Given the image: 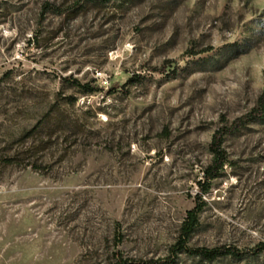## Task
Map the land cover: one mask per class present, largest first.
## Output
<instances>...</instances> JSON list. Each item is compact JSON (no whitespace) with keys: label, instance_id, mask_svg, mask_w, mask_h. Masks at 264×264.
<instances>
[{"label":"rangeland","instance_id":"obj_1","mask_svg":"<svg viewBox=\"0 0 264 264\" xmlns=\"http://www.w3.org/2000/svg\"><path fill=\"white\" fill-rule=\"evenodd\" d=\"M262 94L264 0H0V264L166 258ZM222 148L189 245L253 250L264 117Z\"/></svg>","mask_w":264,"mask_h":264},{"label":"trees","instance_id":"obj_2","mask_svg":"<svg viewBox=\"0 0 264 264\" xmlns=\"http://www.w3.org/2000/svg\"><path fill=\"white\" fill-rule=\"evenodd\" d=\"M108 2L110 0H104ZM137 81V80H131ZM74 83L79 86L84 93L93 94L99 92L102 88L99 85H93L90 82L82 83L78 80H74ZM264 117V94L261 95L259 100V107L255 109L250 115L238 118L231 126L222 127L218 129L212 139L211 148L214 154V160L210 166L205 170L206 182L200 183L201 190L195 197V205L192 209L188 210L187 217L181 227L180 235L177 242L171 247V254L166 258L150 260L143 262L142 264H170L175 261V257L179 253H187L190 255L200 256L204 259L214 260L219 257H244L246 255H255L257 253L264 252V241L257 244L253 250H242L234 246H221V247H191L189 245V238L196 227L199 225V215L204 207L203 194L210 189L211 179L216 177L214 170L222 168L225 161V152L223 150L224 138L228 133L237 131L242 125L255 121L256 119ZM118 264H138L130 260H124L123 256L117 254Z\"/></svg>","mask_w":264,"mask_h":264}]
</instances>
